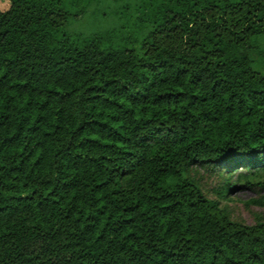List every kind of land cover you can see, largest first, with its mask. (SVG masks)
I'll list each match as a JSON object with an SVG mask.
<instances>
[{
    "label": "trees",
    "instance_id": "trees-1",
    "mask_svg": "<svg viewBox=\"0 0 264 264\" xmlns=\"http://www.w3.org/2000/svg\"><path fill=\"white\" fill-rule=\"evenodd\" d=\"M8 2L0 264H264V0Z\"/></svg>",
    "mask_w": 264,
    "mask_h": 264
},
{
    "label": "rangeland",
    "instance_id": "rangeland-1",
    "mask_svg": "<svg viewBox=\"0 0 264 264\" xmlns=\"http://www.w3.org/2000/svg\"><path fill=\"white\" fill-rule=\"evenodd\" d=\"M8 7V0H0V10H5ZM93 27L94 22L91 17L79 20L75 24V29H81L80 31L87 30L86 32H88ZM190 175L198 181L207 197L220 200V205L229 212L233 219L246 224H254L258 218L264 216V205L255 203V201H264V184L248 188L236 186L233 190L227 192L225 197H221L223 178L230 176L225 174L221 176L217 171L213 172L199 166H194L190 171ZM230 178V182L236 180V176Z\"/></svg>",
    "mask_w": 264,
    "mask_h": 264
}]
</instances>
